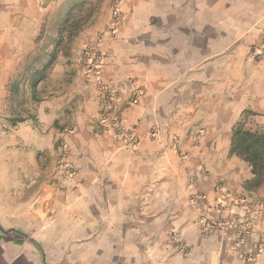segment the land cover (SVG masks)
<instances>
[{
    "label": "crops",
    "instance_id": "1",
    "mask_svg": "<svg viewBox=\"0 0 264 264\" xmlns=\"http://www.w3.org/2000/svg\"><path fill=\"white\" fill-rule=\"evenodd\" d=\"M40 3L0 0V264H264V252L245 261L205 235L192 203L195 194L215 203L221 183L264 200V181L255 186L249 163L230 154L245 111L264 121V60L254 52L264 0H123L117 38L101 41L102 78L131 77L142 92L120 102L135 147L95 133L100 91L62 61L53 77L66 74V88L36 101L31 119L11 121L8 74L42 31ZM109 21L90 27L89 40ZM62 138L75 169L64 179ZM255 223L258 235L264 215ZM173 231L184 248L173 250Z\"/></svg>",
    "mask_w": 264,
    "mask_h": 264
},
{
    "label": "built area",
    "instance_id": "2",
    "mask_svg": "<svg viewBox=\"0 0 264 264\" xmlns=\"http://www.w3.org/2000/svg\"><path fill=\"white\" fill-rule=\"evenodd\" d=\"M122 3L123 0H114L113 25L109 28L108 35L115 37L118 26L121 24ZM262 47L264 49V43ZM256 55L264 60V51H258ZM103 59L104 52L100 41L86 44L79 59L84 77L88 82L95 84L100 91L103 113L98 127L94 126L95 133L114 132L125 146L135 147L139 138L134 128L123 125L125 118L120 102L127 94L126 105L136 104L142 92L135 86L134 79L131 77L105 82L102 78ZM200 134V132L196 134L197 139ZM58 150L61 161L64 162L63 175H73L74 166L65 162L69 146L64 138L59 140ZM220 185L219 197L215 203H211L203 194L192 196L201 230L205 235H219L222 241L227 243V248L240 259L249 262L257 261L264 252V231L255 235V215H264V200L254 202L245 195L229 192L223 183ZM170 243L176 249L184 248L182 235L177 231H173L170 235Z\"/></svg>",
    "mask_w": 264,
    "mask_h": 264
},
{
    "label": "rangeland",
    "instance_id": "3",
    "mask_svg": "<svg viewBox=\"0 0 264 264\" xmlns=\"http://www.w3.org/2000/svg\"><path fill=\"white\" fill-rule=\"evenodd\" d=\"M106 3L107 0H41L40 4L45 12L42 31L34 40L33 49L28 54L18 55L15 68L8 74L9 86L6 88L7 97L4 102V110L11 115L12 122H18L21 119H31L32 116H35L36 103L33 98L41 100L46 96H51L53 91L66 88L64 87L68 85L66 74L59 78L53 77V69L59 61L69 66L71 65L72 68H75L76 65L80 66L79 59L84 46L97 41H100L101 44L102 38L107 35L109 28L113 25L114 0ZM121 11L123 13L122 7ZM105 18L110 19L109 24L97 32V38L89 40L90 37L86 33L90 31V27L96 23L103 22ZM116 36L117 32L115 37L111 36V34L109 35V37L115 39L117 38ZM263 43L264 37H262L260 45L257 46L258 49L256 48L254 51L255 53L264 51ZM56 48L57 55L50 63L48 62L50 58L49 52ZM255 59L258 61L262 60L257 55H255ZM45 63H48V67L44 71L42 78L38 81L36 87H31L28 80L32 73ZM66 72L68 73L69 71L67 70ZM15 82L19 84L18 93L13 94L12 87ZM7 120L9 121L10 119L5 117L4 122L10 124ZM239 121L247 129H264L263 119L257 117V114L252 110L245 111ZM59 159L61 161L60 154ZM65 162L68 161L66 160ZM63 164L64 162H61L62 172ZM49 169L52 171V166ZM62 177L61 179H64L67 176L62 175ZM179 233L181 234V232ZM168 234L167 236L170 237L172 232Z\"/></svg>",
    "mask_w": 264,
    "mask_h": 264
},
{
    "label": "trees",
    "instance_id": "4",
    "mask_svg": "<svg viewBox=\"0 0 264 264\" xmlns=\"http://www.w3.org/2000/svg\"><path fill=\"white\" fill-rule=\"evenodd\" d=\"M57 55V48L49 52L48 62L52 63ZM48 67V63L42 65L41 68L35 70L28 83L31 87H36L38 81L42 78L44 71ZM18 82L13 84L12 93H18ZM35 101L36 100L33 98ZM25 119L18 120V122ZM231 155H237L251 166V171L254 175L253 184L260 185L264 181V130H251L238 122L233 129L231 138Z\"/></svg>",
    "mask_w": 264,
    "mask_h": 264
}]
</instances>
